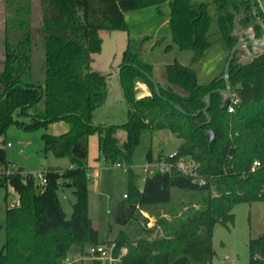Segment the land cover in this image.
Segmentation results:
<instances>
[{"label":"trees","instance_id":"1","mask_svg":"<svg viewBox=\"0 0 264 264\" xmlns=\"http://www.w3.org/2000/svg\"><path fill=\"white\" fill-rule=\"evenodd\" d=\"M40 1L42 24L36 32L44 48L42 83L31 81L34 37L28 17L23 18L29 10L19 9L17 18L5 24L0 60V139L9 124L34 130L65 121L69 125L66 133L43 135L42 139L45 150H52L56 158H67L73 168L42 170L45 184H37L33 175L16 173L0 148V186L10 187L18 196L17 205L6 204L0 264H63L73 248L84 252L102 245L87 202L88 140L95 134L98 160L106 167H125L127 177L125 199L116 207L113 219L121 227L112 241L114 257L125 249L118 264H210L213 227L232 224L231 211L238 203L264 202V56L247 66L236 63L238 54L234 57L229 79L237 102L228 113L221 109L222 95L217 91L225 88L223 71L207 85H199L191 66L173 61L165 66L168 86L156 82L158 97L149 79H154L152 65L142 61L140 53L131 52L128 41L119 64L129 105L127 123L92 127L94 114L107 97L106 77L90 69L91 55L101 48L99 32L126 31L125 12L149 7L159 11L167 0ZM211 4L215 29L208 4L168 2L167 24L173 45L178 51L191 52L192 65L202 59L213 35L229 51L237 42L235 29L253 26L258 37L261 35L256 21L264 22V15L256 0H211ZM210 93L208 110L192 116L205 107ZM162 127L182 141L167 160L194 162L196 177L177 170L154 171L139 189L131 168L134 151L143 132ZM119 130L125 134L123 140L118 137ZM209 131L213 133L211 143ZM152 161V151H148L146 162ZM255 161L259 166L253 168ZM64 186L75 196L69 219L57 194ZM140 211L156 217L153 227L140 224ZM248 250L249 264H264V237L251 239Z\"/></svg>","mask_w":264,"mask_h":264},{"label":"rangeland","instance_id":"2","mask_svg":"<svg viewBox=\"0 0 264 264\" xmlns=\"http://www.w3.org/2000/svg\"><path fill=\"white\" fill-rule=\"evenodd\" d=\"M169 1L172 0L161 4L159 11L154 7H149L125 12L123 16L126 31L99 32V37L102 40L101 48L98 53L91 55L90 69L106 77L107 97L105 103L94 114L95 125L107 126L126 122L128 108L118 86L116 70L121 62L123 51L127 48L128 41L131 52L140 53L142 61L155 67L156 78L163 73L160 69L161 65L177 61L181 65L191 66V52L174 49L171 31L165 22L169 12ZM193 1L209 5L212 27L215 29V9L211 0ZM259 2L264 7V0H259ZM257 7L260 9L258 4ZM19 9L22 12L29 10V14L24 15L23 18L28 17L34 37L30 53L31 81L42 83L44 79V48L42 39L36 32L42 24L43 7L40 0H0V60L3 59L6 21L10 18H17ZM211 41L212 44L201 61L191 66L197 72L196 81L199 85H207L216 75L220 76L228 58L229 50L219 41L218 36L213 35ZM168 46L169 48H167ZM223 55L224 62L222 63L220 59ZM221 63L222 69L218 71ZM154 80L156 79L154 78ZM14 119H16L15 115ZM68 130L69 125L65 121L54 122L34 130H25L14 124H9L0 139V148L4 150L6 162L10 167L15 170L23 169L24 175H33L36 183L40 184L41 179L38 176L42 170L51 168L63 171L73 168L67 158H56L52 150H45L42 139L43 135L56 136L66 133ZM118 137L123 140L124 132L119 130ZM181 142L164 127L141 134L140 144L134 151L131 164L139 189L143 186V179L151 173L143 169L147 152L152 151L154 160H156L159 155L172 154ZM86 163L89 168L88 215L93 228L98 232L99 243L107 246L121 230V227L115 224L113 219L116 207L125 199L127 177L123 168L106 167L102 160H98L96 134L89 137ZM195 172L196 165L192 171L196 176ZM57 194L66 219H69L72 214V205L75 203L73 191L68 186H64L58 190ZM17 203L18 196L12 189L8 186H0V250L5 243L6 204L17 205ZM231 214L233 215L232 224L217 223L213 227L211 239L213 257L210 264H249V241L264 237V202L238 203L232 208ZM155 219L154 215L140 211L142 226L153 227ZM88 249L80 252L78 248H73L66 258L71 264H93L95 259L89 254ZM121 252L124 253L125 249H121ZM100 264H107V262Z\"/></svg>","mask_w":264,"mask_h":264},{"label":"water","instance_id":"3","mask_svg":"<svg viewBox=\"0 0 264 264\" xmlns=\"http://www.w3.org/2000/svg\"><path fill=\"white\" fill-rule=\"evenodd\" d=\"M256 23H257V26L262 31L259 37L253 26H249L248 28L242 29V30L235 29L233 31V36L237 37V42L229 51L228 58L223 68V74L221 76V79L224 81L225 88L217 90L222 95V105H221L222 110H227L230 104V101H231V97H232V88H231L230 79H229V69H230V65L234 57L238 54L236 63L240 64L241 66H247V65H250L256 57L264 56V22L257 20ZM241 52H244V54H240ZM120 70L121 68L118 67V69L116 70V78L118 81V86H119L122 98L125 104L127 105V108H129V105L127 104V101L125 99L124 89L121 84ZM149 79L154 85L156 95L160 97L161 95H160L159 87L156 81L152 79L151 77H149ZM210 101H211V93L206 96L205 107L201 111L197 112L196 114L192 116H197L200 112L205 113L210 106ZM174 108L179 113L186 114L181 109L180 106L174 105ZM126 123L127 121L122 124L107 125L104 127L105 128L110 127V126L121 127ZM91 126L97 127V125L95 124H92ZM207 138L209 142L211 143L213 140V133L211 131L207 133ZM22 172H23V169L21 168L16 170V173H22Z\"/></svg>","mask_w":264,"mask_h":264},{"label":"built area","instance_id":"4","mask_svg":"<svg viewBox=\"0 0 264 264\" xmlns=\"http://www.w3.org/2000/svg\"><path fill=\"white\" fill-rule=\"evenodd\" d=\"M237 100L233 98V93L231 97L230 104L227 108L228 113L233 112V106L231 105L232 103L235 104ZM9 145V144H8ZM174 156V152L169 155L162 156L159 160L156 159L152 162H146L143 166V169L146 172H154V171H159L161 173L163 172H170L172 170H177L183 174L190 175V176H195V174L192 173L193 168L195 163L188 160V159H179L175 162L167 160V158H172ZM167 157V158H166ZM259 163L258 162H253L252 167H258ZM116 168H123L125 170V167L116 164ZM191 168V170H189ZM40 180V184L43 185L45 184V179L43 175L39 174L38 176ZM196 177V176H195ZM114 249H115V244L113 242L109 243L107 246L105 245H98L95 247H91L89 249V254L93 257V259L100 261L101 263L107 262V264H118L120 262V258L122 255L125 254V252H120L118 257H114ZM63 264H71L69 259H65Z\"/></svg>","mask_w":264,"mask_h":264},{"label":"crops","instance_id":"5","mask_svg":"<svg viewBox=\"0 0 264 264\" xmlns=\"http://www.w3.org/2000/svg\"><path fill=\"white\" fill-rule=\"evenodd\" d=\"M256 2H257V4L260 6V11H261V13H262V15H264V7H262L261 6V4H260V2H259V0H256ZM165 22L167 23V18H165ZM175 47V46H174ZM174 49H176V47L174 48ZM177 50V49H176ZM178 51V50H177ZM206 53V52H205ZM205 55V54H204ZM204 57V56H203ZM223 58H224V55L222 56V58L220 59V62L222 61V63L224 62V60H223ZM192 59V58H191ZM199 61H201V60H199ZM198 61V62H199ZM198 62H196V63H198ZM195 63V64H196ZM222 63L219 65V67H218V71H220V69H222ZM167 64H164V65H161V71H163V73H161V75L159 76V77H157L156 78V76H155V67L152 65V67H153V77L156 79L155 81H157L162 87H167L168 86V84H167V81H166V75H165V66H166ZM194 65V64H193ZM192 64H191V66H193ZM221 73V72H220ZM219 73V74H220ZM218 75H216L215 77H217ZM214 77V78H215ZM213 78V79H214ZM153 159H154V157H153ZM69 187V186H68Z\"/></svg>","mask_w":264,"mask_h":264},{"label":"flooded vegetation","instance_id":"6","mask_svg":"<svg viewBox=\"0 0 264 264\" xmlns=\"http://www.w3.org/2000/svg\"><path fill=\"white\" fill-rule=\"evenodd\" d=\"M262 32V31H261ZM240 54H244V52H241Z\"/></svg>","mask_w":264,"mask_h":264}]
</instances>
